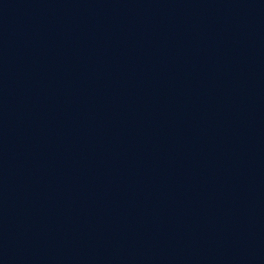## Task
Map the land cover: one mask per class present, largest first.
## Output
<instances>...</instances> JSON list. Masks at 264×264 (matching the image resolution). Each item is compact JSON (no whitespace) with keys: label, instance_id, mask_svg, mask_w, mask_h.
I'll use <instances>...</instances> for the list:
<instances>
[{"label":"water","instance_id":"obj_1","mask_svg":"<svg viewBox=\"0 0 264 264\" xmlns=\"http://www.w3.org/2000/svg\"><path fill=\"white\" fill-rule=\"evenodd\" d=\"M0 264H264V0H0Z\"/></svg>","mask_w":264,"mask_h":264}]
</instances>
